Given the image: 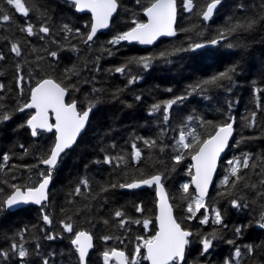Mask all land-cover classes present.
I'll return each mask as SVG.
<instances>
[{
    "label": "trees",
    "instance_id": "1",
    "mask_svg": "<svg viewBox=\"0 0 264 264\" xmlns=\"http://www.w3.org/2000/svg\"><path fill=\"white\" fill-rule=\"evenodd\" d=\"M208 2L194 0L195 8L188 12L183 0H177V34L141 47L125 41L113 46L109 41L132 27L133 19L145 20L143 8L148 0H141L140 4L135 0H119L120 7L109 29L97 34L91 46L84 44L74 32L62 31L64 24L79 28L85 36L89 31L85 25H90V15L77 13L71 1L28 0L26 6L34 10L25 18L5 0H0V7L13 16L9 22H0V56H3L0 84L4 85L0 90V111L12 113L10 120L0 122V201L13 191L11 184L33 186L41 179L40 173H47L41 161L53 145L54 133L40 131L33 137L27 126L21 127L32 110L16 111L29 99L31 87L51 77L65 86H76L78 91L69 88L68 99L75 100L79 110L87 108L90 102L96 105L85 132L62 154L52 170L47 202L40 207L28 205L15 211L0 208V251H9L7 260L0 257V264H42L44 258L49 264H79L71 243L72 234L64 231L61 221L72 223L76 231L83 229L92 234L94 247L87 264H104L102 253L112 248L123 249L131 256L139 243L136 237H148L155 231V192L154 187L125 189L118 185L161 173L176 218L184 228L199 234L189 238L186 264H224L226 259L233 258L236 246L245 252L239 264H264V228L258 223L262 222L264 200L256 195L257 191H264V185L260 184L264 180V91H257L264 90V20L259 19L264 16V0H222L213 17L205 21L200 13ZM247 19H257L258 23L250 30L227 34V39L219 40L216 45L209 43L219 39L221 31ZM26 22L35 24L37 30L46 24L51 32L28 36L19 30ZM14 43L21 48L20 56L11 51ZM197 43L204 47L195 50L189 47ZM52 51L57 52V57L49 55ZM161 53L166 55L161 57ZM133 57H153V60L148 69L131 64L125 73L111 71ZM233 66L236 71L231 82L225 80L220 82L222 86L205 85L203 90L191 91V86ZM68 69L76 74L68 72L70 78H66ZM21 76L22 81L18 80ZM130 76H137V82L129 84ZM94 88L101 91L93 92ZM178 96L187 98L172 106L167 121L163 107L152 111L154 104L163 105ZM253 112L255 124L249 126ZM232 115L234 135L205 199L210 208L221 211L227 227L214 224L211 211L209 224L202 225L199 218L204 209L197 213L196 219H186L189 194H195L190 184L192 174L188 171L191 155L186 152L177 164L173 159L177 155L176 142L181 131L187 133L193 129L203 140ZM190 116L192 120L188 119ZM144 140H154L156 145L149 147ZM134 143L142 153L139 161L134 158ZM5 154L10 157L6 163ZM244 154L249 156V168H241L244 180L235 189L229 185L231 196L219 195L226 190L221 185L222 179L230 176L228 161L243 159ZM106 157L112 163H105ZM81 180H87L88 186L81 184ZM185 183L190 185L189 194L182 190ZM245 183L255 184L257 188H244ZM78 185L79 194L75 191ZM241 197L247 206L232 207L231 199ZM136 205L143 212H137ZM116 210L124 212L125 217L149 219L151 223L148 229L143 223H129L125 230L118 226ZM45 214L50 224L43 220ZM238 226H243L240 235L234 231ZM214 229L220 238L213 242L208 253L201 255L200 236ZM49 235L55 239H48ZM103 236L113 239L104 241ZM229 240L235 244H229ZM13 242L23 244L28 251L24 261L11 253ZM249 244L255 248L251 256L243 248Z\"/></svg>",
    "mask_w": 264,
    "mask_h": 264
},
{
    "label": "snow or ice",
    "instance_id": "2",
    "mask_svg": "<svg viewBox=\"0 0 264 264\" xmlns=\"http://www.w3.org/2000/svg\"><path fill=\"white\" fill-rule=\"evenodd\" d=\"M7 5L14 8L15 12L21 14L25 18L29 17L30 11L33 8L26 6L28 0H5ZM137 4L141 3V0H135ZM74 8L78 12H90L91 13V23L90 25H85L89 28L87 35L85 36L79 28H71L68 24H64L62 31L66 33H75L82 39V42L86 45L91 46V42L97 36V33L102 29H107L110 27V22L120 7L119 0H71ZM221 3V0H209L206 4L205 9L200 13L203 20H210L214 14V10ZM183 7L185 11L192 12L195 8L194 0H183ZM242 7V6H241ZM143 13L147 17L146 21H139L133 19V26L127 31L118 33L113 37L109 43L113 46L120 44L122 41L127 42H138L142 45L152 44L158 37L161 36H175L176 29L174 27L177 17V0H148V4L143 8ZM260 20H264V16L259 17ZM13 20L11 13L0 7V22H9ZM258 23L257 19H247L244 21H237L231 27L221 31L219 34V39H213L209 43L216 45L219 40L227 39V34L235 33L238 30H250ZM20 31L25 32L28 36L36 35L37 32L43 33L45 35L50 34L51 29L46 26V24H41L37 30L35 24L26 22L25 25L21 26ZM43 39V37H41ZM232 47L231 44L228 45ZM191 49H199L204 47L203 44H194L189 46ZM75 48V46H73ZM187 49H178V51ZM11 51L17 56L21 55V48L17 44H12ZM111 54V52H109ZM52 57H57V52L52 51L49 53ZM161 57L166 54L161 53ZM3 59V56H0ZM153 57H133L125 64L112 69L116 73H125L129 65L136 64L144 69H148L151 65ZM235 67H230L225 71H222L216 75H213L210 79L203 80L196 85L191 86V91L195 92L197 89L203 90L205 85H216L222 86L220 82L222 81H232V74L235 73ZM68 72L76 74L72 69L66 70V78ZM18 80L22 81L23 77H19ZM137 76H130L128 83L133 84L137 82ZM4 87L0 84V90ZM69 88L77 90L75 85L65 86L54 79L46 78L37 82L36 86L30 89V99L28 102L23 103L16 111L24 112L27 110H34V113L30 115L24 125L31 130V135L36 137L40 134V131L44 132H54L55 142L51 147L49 155L46 159H43L41 163L47 165L49 170L47 173H40L42 180L39 182L38 186L25 187L21 185L11 184L10 187L13 189L11 194L7 196L5 200L0 201V208L7 207L11 209L13 207L19 206L21 204L34 203L36 205H43L44 202L48 200V185L52 179V170L57 166L58 159L61 157V153H64L66 149H69L76 142L77 136L85 128L86 123L89 120L90 113L96 106L94 102H90L89 106L83 111H79L77 108V102L72 100L71 102H66L65 97L69 92ZM101 91L100 89H93V92ZM171 91V89H168ZM257 91H264L258 89ZM190 94V93H189ZM187 96H178L172 100H168L161 104H154L152 106V111L157 112L163 107L165 113L164 120L169 119L168 111L172 108L174 104L178 101H183ZM140 97H137L139 100ZM2 108V106H0ZM54 117V119H53ZM256 113L251 114V120L249 126L255 124ZM12 118V113L7 111H0V122L8 121ZM189 120L193 118L188 117ZM210 123V122H209ZM216 130L214 134L208 136L206 139L201 140L198 135L195 134V129L190 132L181 131L179 134V139L176 142V152L177 155L173 159L178 164L187 152L191 155L192 161L194 163L189 168V174H192V169L195 170L194 175L191 176V183L195 186V194H189L188 183L182 185V190L185 194H189L190 199L187 204L186 211L189 215L186 217L188 220H193L197 218V213L204 209V213L199 218V222L202 225L209 224V211L214 214L213 223L216 225H221L222 227H227L223 223V216L221 211L215 207L210 208L206 204L205 198L208 195V186L212 182L213 173L216 170L217 160L221 153L229 146V139L233 135V122H226L215 126ZM191 137V140L188 138ZM144 144L152 147L156 145V141L144 140ZM24 148L23 145L20 146ZM134 150V158L139 161L141 158V150L134 143L132 145ZM163 151V147H161ZM27 152V149H25ZM10 157L5 154L3 156V161L6 163ZM118 159L122 160L123 157ZM105 163H112V159L106 157ZM230 166V176L226 175L222 181L221 185L226 189L223 193H218L219 195L231 196L232 192L229 190V185L231 189H235L244 177L240 175L241 168H249V156L244 154L243 159L237 157L228 161ZM230 177L234 178L230 180ZM163 174H155L148 178H144L135 182L119 184L120 188L136 189L142 185L148 187L156 186L159 195V215L156 217L158 221V230L151 236H137L136 240L139 241L135 245L134 251L131 256L127 255L123 250L110 249L102 253L104 264H109L110 260H115L116 264H142V261H147L149 264H186V249L190 245V237L194 235H199L198 233H193L190 230L182 227L181 223L178 222L177 218L173 215V206L168 203L167 196L165 194V189L162 183ZM15 179V177H13ZM81 184L85 187L88 186L87 180H81ZM261 185H264V180L260 181ZM244 188H251L255 190L257 185L245 183ZM111 187H117V185H111ZM102 191H107L106 188H102ZM2 191V189H0ZM76 193L79 194L81 189L79 185L76 187ZM256 195L264 200V191H257ZM187 198V197H186ZM244 198L239 199L233 198L230 203L234 208L246 207V203L241 201ZM137 212H143V208L139 205L135 206ZM114 217L118 220V226L120 228H125L129 223L140 224L143 223V227L148 229L151 221L149 219H144L143 221L134 220L131 217H125L124 212L116 210ZM43 220L50 224L51 220L47 214L43 215ZM260 218L262 222L259 223V227L264 228V211H261ZM71 220V217L68 218ZM108 221H105L107 224ZM64 231L72 234L71 243L75 247L78 254L79 264H87V257L89 255V250L94 247L93 236L86 231H76L74 225L70 222L61 221ZM243 226H238L234 229L237 235L242 232ZM48 239H55L54 236L49 235ZM218 232L214 229L212 232L200 236L201 245V255L209 252L213 247V242L219 239ZM101 239L108 241L113 239L112 236H103ZM117 239H119L117 237ZM123 243V241H121ZM229 244H235V241L229 240ZM243 248L246 253L251 256L254 254L255 248L253 245H244ZM39 249V245H37ZM143 250V251H142ZM12 254L17 255L21 261L29 255L28 251L24 248L23 244H18L13 242L10 247ZM39 254V253H37ZM245 254L242 251L241 246H236L233 253L232 259H226L224 264H239L240 258ZM0 257L5 260L9 257V251H0ZM42 264H49V260L44 258Z\"/></svg>",
    "mask_w": 264,
    "mask_h": 264
},
{
    "label": "water",
    "instance_id": "3",
    "mask_svg": "<svg viewBox=\"0 0 264 264\" xmlns=\"http://www.w3.org/2000/svg\"><path fill=\"white\" fill-rule=\"evenodd\" d=\"M66 1H71V0H66ZM222 1V0H221ZM220 5V4H219ZM219 5L217 6V8L214 10V14H215V12L217 11V9H218V7H219ZM206 7V6H205ZM75 9V8H74ZM205 9V8H204ZM76 11V10H75ZM77 13H87V14H89L90 15V19H91V13L90 12H87V11H85V12H78V11H76ZM117 13V12H116ZM116 13L114 14V16L116 15ZM177 13H178V8H177ZM144 14V13H143ZM213 14V15H214ZM114 16H113V18H114ZM202 16V15H201ZM112 18V19H113ZM147 20V17L145 16V21ZM111 22H112V20H111ZM111 22H110V25H111ZM176 23H177V17H176ZM176 23H175V25H174V27H175V29H176ZM108 29V28H107ZM107 29H102V30H100L97 34H99V33H101V32H103V31H105V30H107ZM128 29H126L125 31H127ZM125 31H123V32H125ZM176 34H177V29H176ZM172 37H174V36H161V37H158L152 44H149V45H142V44H139L138 42V44L140 45V46H142V47H149V46H152L158 39H160V38H172ZM127 42V41H126ZM128 43H134V42H128ZM46 78H51V77H45V78H43V79H46ZM43 79H41V80H43ZM51 79H54V78H51ZM55 80V79H54ZM37 84V83H36ZM36 84L33 86V87H35L36 86ZM32 87V88H33ZM68 94L66 95V97H65V100H66V102H68ZM29 99H30V95H29ZM29 101V100H28ZM27 101V102H28ZM69 102H71V101H69ZM78 108V107H77ZM79 110V109H78ZM80 111V110H79ZM34 113V112H33ZM90 116H91V113H90ZM90 116H89V120H90ZM30 118V117H29ZM53 119H54V117H53ZM89 120H88V122H89ZM88 122L86 123V125H85V128L81 131V133L77 136V139H76V142H77V140L79 139V137L85 132V129H86V127H87V124H88ZM228 122H233V129H234V124H235V118H234V116H231V118H230V120L228 121ZM214 134V133H213ZM212 135V134H211ZM233 135H234V131H233ZM233 135H232V137H230V139H229V143H230V141L232 140V138H233ZM54 142H55V133H54ZM54 142H53V145H54ZM75 142V143H76ZM75 143L73 144V146L75 145ZM52 145V146H53ZM72 146V147H73ZM71 147V148H72ZM229 147V146H228ZM228 147H226L225 148V150L221 153V155H220V157L218 158V160H217V166H216V170H215V172L213 173V178H212V182L209 184V186H208V193H209V190L211 189V187H212V185H213V183H214V181H215V178H216V174H217V171H218V167H219V163H220V161H221V159H222V157H223V155H224V153H225V151L228 149ZM71 148H69V149H71ZM69 149H66L65 151H67V150H69ZM63 153H61V155H62ZM49 155V154H48ZM48 157V156H47ZM46 157V158H47ZM45 158V159H46ZM60 159V158H59ZM59 159H58V161H59ZM191 162H192V164L194 163V161H192V159H191ZM43 164V163H42ZM44 166H47V165H45V164H43ZM48 167V166H47ZM192 172H193V174L192 175H194V173H195V170L194 169H192ZM152 176V175H151ZM150 177V176H149ZM146 178H148V177H146ZM144 179V178H143ZM42 180V179H41ZM40 180V181H41ZM139 180H141V179H139ZM39 181V182H40ZM51 181H52V179H51ZM51 181H50V183H49V185H48V189H47V191H49V188H50V186H51ZM135 181H138V180H133V181H130L129 183H131V182H135ZM39 182L37 183V185L36 186H38V184H39ZM191 185H192V187H193V189L195 190V186L191 183ZM164 186V185H163ZM144 187H148V186H146V185H142L141 187H139V188H144ZM139 188H136V189H139ZM164 189H165V194H166V196H167V199H168V203L169 204H171V201H170V199H169V195H168V193H167V191H166V188H165V186H164ZM11 194V193H10ZM155 197H156V202H155V207H156V214H155V220H156V217L159 215V207H158V205H159V195H158V190H157V188H156V186H155ZM207 197V196H206ZM7 198V197H6ZM30 204H32V205H35V206H40V205H36V204H34V203H29V204H21V205H19V206H16V207H13V208H11V209H9V210H11V211H15V210H17V209H19V208H22V207H25V206H28V205H30ZM172 205V204H171ZM173 215L175 216V213H174V208H173ZM156 227H157V229L156 230H158V221L156 220ZM188 230V229H187ZM78 231H81V230H78ZM82 231H86V230H82ZM86 232H88V231H86ZM89 234H91L90 232H88ZM92 235V234H91ZM93 245H94V239H93ZM93 249V248H92ZM92 249H90L89 250V252L92 250ZM114 249H117V250H122V249H119V248H114ZM116 262V261H115ZM149 263V262H148Z\"/></svg>",
    "mask_w": 264,
    "mask_h": 264
},
{
    "label": "rangeland",
    "instance_id": "4",
    "mask_svg": "<svg viewBox=\"0 0 264 264\" xmlns=\"http://www.w3.org/2000/svg\"><path fill=\"white\" fill-rule=\"evenodd\" d=\"M109 264H114V263H109Z\"/></svg>",
    "mask_w": 264,
    "mask_h": 264
}]
</instances>
